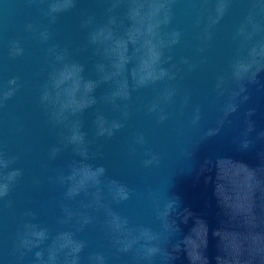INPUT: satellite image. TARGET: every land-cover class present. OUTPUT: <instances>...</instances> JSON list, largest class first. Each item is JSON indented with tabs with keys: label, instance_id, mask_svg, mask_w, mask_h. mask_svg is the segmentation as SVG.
Masks as SVG:
<instances>
[{
	"label": "water",
	"instance_id": "1",
	"mask_svg": "<svg viewBox=\"0 0 264 264\" xmlns=\"http://www.w3.org/2000/svg\"><path fill=\"white\" fill-rule=\"evenodd\" d=\"M0 158V264H264V0H0Z\"/></svg>",
	"mask_w": 264,
	"mask_h": 264
},
{
	"label": "clouds",
	"instance_id": "2",
	"mask_svg": "<svg viewBox=\"0 0 264 264\" xmlns=\"http://www.w3.org/2000/svg\"><path fill=\"white\" fill-rule=\"evenodd\" d=\"M59 6L60 5H54V10ZM153 27H155V25L150 24L148 31L151 32ZM102 33L103 30H101V33H98L97 35ZM108 35H110V33ZM93 38L95 39L96 37L94 36ZM158 55L159 54L154 50V48H149L148 58L142 62L141 66V82H144V80L154 75L155 70L153 65L157 61ZM80 71V67L76 64H65L58 71L54 72L51 80L54 95L50 96L48 91H45L43 98L51 100L52 103H58L61 111L69 108L75 110L82 107L86 102L84 97L89 91H91L94 85L92 81H82V78L79 75ZM81 89L83 90V95L78 99L76 93ZM72 139L77 140L79 139V136L74 132ZM7 163V160L0 158V168L6 167ZM101 171L102 169H96L93 171L87 166H84L82 168L75 169L73 175L69 177V179L76 180V184L82 186L85 181L94 178ZM18 174V170H12L6 176H0V196L4 195L8 191L10 182L13 181ZM74 190L75 188L70 189V192ZM119 226L120 225L117 224V227ZM32 234L38 237H43L44 232L41 230L39 232H33ZM65 242L72 243L70 239H66ZM75 247L78 249L79 245H76Z\"/></svg>",
	"mask_w": 264,
	"mask_h": 264
}]
</instances>
